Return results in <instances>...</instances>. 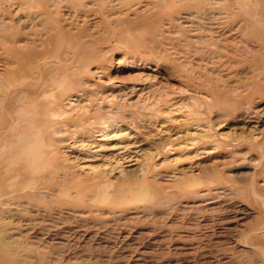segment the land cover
Listing matches in <instances>:
<instances>
[{
    "label": "rangeland",
    "instance_id": "rangeland-1",
    "mask_svg": "<svg viewBox=\"0 0 264 264\" xmlns=\"http://www.w3.org/2000/svg\"><path fill=\"white\" fill-rule=\"evenodd\" d=\"M0 65V264H264V0H0Z\"/></svg>",
    "mask_w": 264,
    "mask_h": 264
},
{
    "label": "bare ground",
    "instance_id": "bare-ground-1",
    "mask_svg": "<svg viewBox=\"0 0 264 264\" xmlns=\"http://www.w3.org/2000/svg\"><path fill=\"white\" fill-rule=\"evenodd\" d=\"M9 75L10 74H8V76L6 77L7 82L2 83L0 89V115L2 113V110L7 107V104L6 106H4L3 104L6 94H10L11 92L15 91L17 88L16 80L11 75L10 76ZM65 77H67V75ZM65 77L63 76L62 77L63 79H60L59 82L64 81ZM12 85H15V87H12ZM23 92L24 91L20 92L22 93V95L17 97L15 99L16 101L23 100L24 102L25 100H27V96L23 94ZM16 118L14 121L20 119L21 116L18 115ZM20 122H22V119L21 121L20 120L18 121V123ZM37 126L38 125L34 123L32 129L29 132L24 131L18 134L16 138L13 140H10L6 136L7 134L6 132H0L1 134L0 136L4 137L5 139L4 140L3 138H1L3 139L1 149L4 151L3 152L4 157L2 158V161H0V166L2 163H4L7 172L13 171V172H17L18 174H21L23 168L28 169V168L43 167V161L45 160L46 151L43 145V138L42 136H40V128H38ZM6 176L5 177L0 176V187L2 185L7 184L6 182L9 181L10 178L12 177L11 174ZM29 183L30 182H27V184L24 185H28ZM130 185H133V187H130L129 192L126 193V188ZM116 192L117 193L113 196V198H109L107 192L103 191L101 195L97 196L95 199L96 201L107 203L109 205H117V204L119 205L122 203H133L136 201H146V200H150V201L152 200L151 204H156L159 201V196H160V195L158 196L159 188L150 185L145 181L140 182V184H137L135 182H127L126 184L119 185L117 186ZM3 193H7V191H1V194Z\"/></svg>",
    "mask_w": 264,
    "mask_h": 264
}]
</instances>
